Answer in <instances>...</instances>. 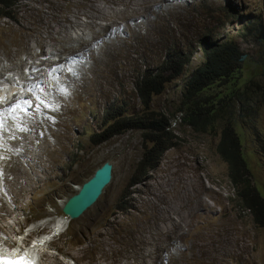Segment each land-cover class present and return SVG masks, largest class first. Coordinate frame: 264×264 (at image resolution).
<instances>
[{
  "label": "rangeland",
  "instance_id": "obj_1",
  "mask_svg": "<svg viewBox=\"0 0 264 264\" xmlns=\"http://www.w3.org/2000/svg\"><path fill=\"white\" fill-rule=\"evenodd\" d=\"M93 2V8L99 7L106 14L89 13L90 4L86 0H15L9 9L0 10L9 15L0 14V62H9L15 57L17 63H25L28 54L21 52V48L32 44L46 24L54 28L56 36L59 33L58 37L69 31L74 36L84 33L87 37L84 42L91 47L88 50L85 45H78L79 51L85 53L83 62L86 64L82 65L79 60L71 61V64L76 69L82 67L83 71H91L72 76V84L68 82V75L63 74L65 65L53 66L58 61L57 56L46 65V72L50 68L59 71L62 81L69 85L60 84L51 92L46 89L50 85L43 84L42 80L34 84V88L43 85L44 93L51 96L45 102L47 105H41L42 111L35 115L44 113L50 118L48 112H57L62 100L69 121L77 129L70 131L71 137L66 134L56 142L55 145L59 143L56 151L48 154L45 132L52 134L58 126L45 117L37 118L31 124L34 126L30 125L31 129L37 127L29 136L30 154L35 157L31 165L47 164L48 169L44 173L39 171L43 181L34 186L29 196L20 194L17 199L8 187L5 189L3 178L13 177L0 167L4 217L14 225L5 237L4 248L24 246L27 238L31 240L26 246L33 247L36 239L44 234L47 236L37 252L58 257L61 264H92L91 261L101 260L107 252L111 259L109 264H123L128 256L138 258H132L130 264H148L146 259L132 254L135 243H141L149 250L153 264H206L187 256L193 253L199 256L202 233L219 232L224 223L227 230L220 234L231 241L232 252L235 248L232 237L237 235L249 243V255L248 259L241 257L243 260L227 252L216 264H264V228L242 205L239 190L229 178L228 165L217 151L224 126L232 122L243 143L252 185L264 198V0H132L131 6L130 2L119 4L112 0ZM137 9L144 12L143 17L125 20L126 14L132 17L131 13ZM48 14L52 15L50 19ZM110 14L118 18L109 21L87 18ZM65 17L73 20V27L64 29L65 25L55 20ZM91 21L94 25L111 24L108 36H104L100 44L90 36L91 30L97 29L94 26L91 29ZM117 37L122 42L115 44V38L119 41ZM214 42L236 44L246 55L242 69L228 85L216 84L192 102L187 97L190 79L204 66L208 48ZM48 44L61 47L57 42L49 41ZM102 50L107 51L102 53ZM173 54L188 64L177 78L170 70H165L164 76L169 77V81L164 92L153 97L150 111L169 119L178 142L164 154L158 167L139 181L136 174L145 153V131L129 130L102 143L101 138H93V134L102 130L106 113L112 108L126 116L147 113L138 94V81L147 72L161 71L167 57ZM40 60L36 59L38 65ZM28 70L26 67L24 73L28 74ZM34 73L37 70L34 69ZM16 80L23 85L21 75H17ZM56 80L59 82L57 77ZM231 88L237 92L230 100L226 95ZM56 92L59 97L53 95ZM195 104L203 111L212 107L218 110L219 114L211 116L213 122L205 131L195 130L184 121L189 107ZM46 156L53 162L45 160ZM107 161L114 167L111 183L81 217L69 219L63 213L64 204ZM196 180L208 191H204V198L208 194V208L195 207L191 187ZM178 194H183V201L193 209L187 221L178 219L179 211L174 203L179 201ZM165 211L176 218L169 228L162 220ZM62 216L68 225L54 231V225ZM2 225L0 222V233L4 231ZM159 225L165 229V241L160 242L162 248L146 242ZM217 239L216 242H220ZM52 240L57 241L55 246L50 244ZM103 241L106 242L104 249L100 248ZM83 245L88 248V255L84 254ZM120 258H124L122 262Z\"/></svg>",
  "mask_w": 264,
  "mask_h": 264
},
{
  "label": "bare ground",
  "instance_id": "obj_2",
  "mask_svg": "<svg viewBox=\"0 0 264 264\" xmlns=\"http://www.w3.org/2000/svg\"><path fill=\"white\" fill-rule=\"evenodd\" d=\"M86 1L90 4L89 13L90 12H96V13L98 12L100 14L101 13L106 14L99 7L93 8V3H94L93 0H86ZM112 1L114 3L118 2L119 4L120 3L127 4L128 2H130L131 3L130 6L133 4L132 0H112ZM102 2H103V0H102ZM89 7H88V9H89ZM143 13L144 12L138 11V9H137L131 13L132 17H130L128 14H126L127 16L125 15L124 18H125V20H127V19L133 20V18H135V20H136L139 17H143ZM51 17H52V15L48 14V19H50ZM87 18L90 20L109 21L112 18L117 19L118 17L116 15L110 14V16H101V17L98 16L97 17L96 15H93V16H90ZM55 20L59 24H64L65 25L64 29L65 28L69 29V28L73 27V20L71 18H67V17H65L63 19L55 18ZM17 21L20 22L19 17L17 18ZM52 25L54 26V24H52ZM90 26H91V29L93 26L97 27V29H92V30L90 29L91 30L90 36L93 37L94 41H96L98 44L103 42L104 36H108V34L110 32V28H111V24L108 22L105 24H100V25L95 24L94 25L93 21H91ZM60 27L62 28V26H60ZM77 27H79V26H77ZM56 34L57 33L54 30V28L53 27L51 28L49 26V24H46L45 28L43 30H41V32H39L34 37V39L32 40V44H29L27 46L24 45L21 48V52L28 54V58H27L25 63H17V59L15 57L13 59H11L9 62H0V113H3V118H2L3 127L0 128V167L3 169V171H5V173L10 174L13 177V178L10 177L11 178L10 179L7 176V177L3 178V180L2 179L1 180H2V183L5 184V189H7V187H8V189L16 196L17 199H18L17 196H19L20 194L23 196H29L33 192L34 186L37 184H40L43 181V178H41L39 171L41 173H44L48 169V168H46V167H48L47 164H45V165L40 164L36 167H33L31 165L32 161L35 160V157L30 154L31 145H30V137L29 136L32 134V132H35V128L37 129V127H34V129H31L30 125L34 121H36L37 118L45 117L51 123L56 124L58 126L56 128V130L54 131V133H52V134H46V132H45L46 149L48 151V154L51 151H54V150L56 151V146L59 144L58 143L55 145L56 142H60L59 140L62 137H65L66 134L68 135V137H71L72 133L70 131L71 130L74 131L77 129L76 125H74L72 122L69 121L68 114L64 110L65 107H63L62 100L59 101L60 109L57 112H55V111H54L55 113L48 112V114L51 115L50 118H47L45 116L46 114L44 115V113H39V114L35 115L36 112H38L40 110L42 111L41 105L46 104L45 102H47L51 96L48 93H44L45 87L43 85L38 84L34 88V86H35L34 84H36L40 80H42L43 84H49L50 85V87H48L46 89H48L49 91L52 92V91H56V89L59 88L58 86H60V84L62 86L63 85H69V84H67L68 82H70V84H72L71 83L72 82V78H71L72 76H76L78 74L81 75L84 71H86V72L91 71L90 69L83 71L82 67L81 68L78 67L76 69V68H74L75 66H73L71 64V61H74V60L76 62L79 60L81 64L83 63L82 65L86 64L83 62L85 53L82 51H79V49H78L79 46L81 47V46L85 45V47L88 48V50H89L90 45L84 42V39L87 38L86 35H84V33H81V34L77 33V35L74 36V34L71 31L64 33V35L62 37H60V36L58 37L59 33L57 36H56ZM61 34H62V32H61ZM117 38L119 39V41H117L115 38V40H114L115 44L122 42L121 38H119V37H117ZM49 41L60 43L61 47H53L52 45L48 44ZM114 42H112V43H114ZM49 49H51V52L49 51ZM106 51L107 50H102V53L106 52ZM54 56L58 57V61H57V63H54L53 66H57V68H58L60 64L65 65L66 72H63V74L65 73L68 75V82L67 83H64V81H62V79L60 78L61 74L59 73V71H57V70L53 71L52 70L53 68L52 69L50 68V69H48V72H46V70H47L46 65H50V62L53 60ZM76 56H79V57L77 58ZM36 59H41L40 60L41 63L39 65L36 63ZM24 67L25 68L27 67L29 69L28 71H30V72L28 74L24 73V69H25ZM34 69L37 70L36 74L34 73ZM55 69H56V67H55ZM54 73H55V75H54ZM17 75H21V77L24 81L23 85L18 84V82H17L18 80H16ZM48 75H49V78H48ZM56 77L59 79V82L56 80ZM54 80L56 82L55 84H53ZM6 85H11V86L9 88L4 87ZM26 86H29L28 89L27 88L25 89ZM72 88H73V86H72ZM53 95H57V97H59L60 94L58 92H56V93H53ZM37 97L41 98L40 100H43L44 103L40 104V101L37 100ZM9 98H11L10 101L8 100ZM69 100H68V105H71V102ZM25 101H30L31 105H29V103H25ZM38 104H39V108H37ZM16 105H19V106L16 107ZM55 106H58V105H55ZM13 107H15V111H9V109H11ZM52 108H53V106H52ZM45 118H43V119H45ZM43 119H41V120H43ZM40 122H38V123H40ZM31 126H34V125H31ZM38 130L40 131V133L42 132V129H38ZM40 136H42V135H40ZM49 142L53 143L55 146L50 147L51 144H49ZM48 154H47V156H49ZM47 156H46L45 160H48L50 158ZM4 158H5V160H4ZM49 161L53 162V160H51V159H49ZM37 163H39V162H37ZM191 188L193 189L192 196L196 202L195 207L197 209L200 208V210L204 209V208H208L209 202L206 199L208 194H206V197L204 198V191L205 190L207 191L206 187H204V185L200 184V182L198 180H196L195 184H192ZM187 192H188V190H187ZM178 196H179V201L174 202L176 204V209L179 211L178 219H180L182 221H187V220H189L190 216L192 215L193 209H192V207H188L185 204V202L183 201V199H184L183 194L182 195L178 194ZM2 203H5V201L0 199V217H1L0 222H3L2 228L4 230L3 232L0 233V257L10 258L11 260H18L20 257L23 256V257L27 258V260H29L31 262V264H47V263H45V261H47V262L51 261L52 262L51 264H61L58 261V257L56 258V257H54V256H52L49 253L44 252V251L43 252L40 251V253H39V251L37 252V249H39V247H40L38 243H36L35 246H33V247L29 246L28 248H23L21 246L9 247L7 249L4 248L3 245L6 244L5 237L8 236V232L14 228V225L10 224L9 221H5L6 218L4 216H6V211L4 209L5 206ZM186 210H188L189 212L183 213ZM162 220L165 222V224L168 228H169V224H173L174 222H176V218L169 211H165V214L162 217ZM67 225H68V223L65 220V216H62V218L59 221H57V223L54 227H55V229H58L57 231H60L64 227H66ZM220 227H221L220 231H223V230H227L228 226L224 225V223H223L220 225ZM155 230H156V233L152 234V236L150 238H147L146 242H147V244H150V243L155 244V245H158L160 248H162L160 242L165 241V239H164L165 238V234H164L165 229H162L159 225V226H156ZM207 230H210V229H207ZM0 231H1V229H0ZM166 231H167V229H166ZM220 231L214 232V233H208L205 235L202 233V243L199 245L200 250H201V254L198 256V255L193 253L191 256H187V258L188 259H194L197 262H204L206 264H216L217 262H219L218 260L223 258L227 252L231 253L232 250H231L230 246H232V243H229L231 241L223 238L221 236L222 234H220L221 233ZM218 234H219V236H218ZM157 236H158V238H157ZM217 237H218V239H217ZM232 238H233L232 240L235 242V245H234L235 248H234V253L232 252L230 255H235L236 258L238 257L239 259L241 257L246 259L248 257L247 255H249V252H248L249 243L247 241H245V239L241 240L237 235L233 236ZM216 239L220 242H216ZM25 241L28 242V239H26ZM42 241L43 240H39L40 244L42 243ZM52 243L55 246V244H57V241L52 240L50 244H52ZM105 246H106V242L103 241L100 243V248L104 249V248H106ZM83 249H84V254L88 255L89 250L86 247V245L85 246L83 245ZM113 252L115 253L116 249H114ZM109 254L110 253L107 252L106 256L101 257L102 259L97 261V262H92L91 260L90 261L92 264H99V263L109 264V261L111 260L109 258ZM132 254H135L137 256H140V257L146 259L144 261H147L148 264H153L152 258H151V253L141 243H135V247L132 251ZM91 256H93V255H91ZM132 258L138 259L137 257L128 256V258L126 259V261L123 264H130V262H131L130 260ZM243 258H241V259H243ZM123 259L124 258H120L119 260L122 262ZM160 264H162V263H160Z\"/></svg>",
  "mask_w": 264,
  "mask_h": 264
},
{
  "label": "trees",
  "instance_id": "obj_3",
  "mask_svg": "<svg viewBox=\"0 0 264 264\" xmlns=\"http://www.w3.org/2000/svg\"><path fill=\"white\" fill-rule=\"evenodd\" d=\"M15 0H0V10H7L14 5ZM4 17L9 15L2 14ZM243 53L241 49L232 42H214L208 48L206 61L203 67L190 79L187 97L197 100L203 92L211 89L216 84L228 85L235 80L237 73L242 69L240 62ZM188 61L179 55H169L163 64L161 71L147 72L138 81V94L145 107L143 115L126 116L123 112L108 110L104 119V127L93 138H101L100 143L114 136L137 129L145 131L144 157L139 163L137 176L141 181L146 178L150 171L158 167L164 154L177 145L178 138L174 135L169 119L163 114L150 111V105L154 96L164 92L169 77L164 72L171 71L174 77L183 74ZM236 90L231 88L227 92V99H232ZM226 97H223L225 100ZM207 104V102H205ZM205 108V106H204ZM215 107L201 110L198 104L191 105L184 121L195 130L204 131L209 127L213 118L218 115ZM204 116V118H203ZM217 151L228 165L229 178L232 184L238 188L239 198L242 205L248 209L255 222L264 228V198L255 185H252L249 164L243 152V143L232 122H228L222 132Z\"/></svg>",
  "mask_w": 264,
  "mask_h": 264
},
{
  "label": "water",
  "instance_id": "obj_4",
  "mask_svg": "<svg viewBox=\"0 0 264 264\" xmlns=\"http://www.w3.org/2000/svg\"><path fill=\"white\" fill-rule=\"evenodd\" d=\"M246 55H243L240 62L243 63ZM113 164L105 162L98 168L94 175L85 182L78 193L68 199L63 207V213L71 220L81 217L101 197L105 188L113 178Z\"/></svg>",
  "mask_w": 264,
  "mask_h": 264
},
{
  "label": "snow or ice",
  "instance_id": "obj_5",
  "mask_svg": "<svg viewBox=\"0 0 264 264\" xmlns=\"http://www.w3.org/2000/svg\"><path fill=\"white\" fill-rule=\"evenodd\" d=\"M37 100L40 101V104H43L44 101L40 100L39 97H37ZM25 103H29V105H31L30 101H25ZM19 105H16V107H18ZM37 108H39V104L37 105ZM9 111H15V107L9 109ZM2 118H3V113H0V128L3 127V122H2ZM0 264H31V262L29 260H27V258L25 257H20L18 260H11L10 258H2L0 257Z\"/></svg>",
  "mask_w": 264,
  "mask_h": 264
},
{
  "label": "clouds",
  "instance_id": "obj_6",
  "mask_svg": "<svg viewBox=\"0 0 264 264\" xmlns=\"http://www.w3.org/2000/svg\"><path fill=\"white\" fill-rule=\"evenodd\" d=\"M9 101L11 100V98H9L8 99ZM58 221V220H57ZM57 223V222H56ZM56 225V224H55ZM54 225V226H55ZM54 229H55V227H54ZM58 229H55L54 231H57ZM45 236H47V235H42L40 238H38V239H36V243H38L39 245H40V242H39V240H43V239H45L46 237ZM28 239V242L31 240L30 238H27ZM28 242L27 241H25V243H24V246H21V247H23V248H28V246H26V245H28ZM43 242V241H42ZM42 244V243H41ZM36 245V244H35Z\"/></svg>",
  "mask_w": 264,
  "mask_h": 264
}]
</instances>
